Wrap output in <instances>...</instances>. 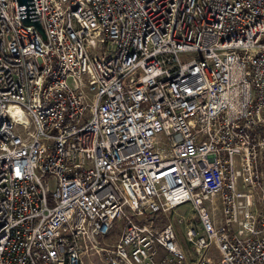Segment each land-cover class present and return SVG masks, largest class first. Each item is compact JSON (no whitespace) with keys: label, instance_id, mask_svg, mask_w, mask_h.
Returning <instances> with one entry per match:
<instances>
[{"label":"built area","instance_id":"obj_1","mask_svg":"<svg viewBox=\"0 0 264 264\" xmlns=\"http://www.w3.org/2000/svg\"><path fill=\"white\" fill-rule=\"evenodd\" d=\"M33 4L46 41L0 0V264H264V0Z\"/></svg>","mask_w":264,"mask_h":264},{"label":"water","instance_id":"obj_2","mask_svg":"<svg viewBox=\"0 0 264 264\" xmlns=\"http://www.w3.org/2000/svg\"><path fill=\"white\" fill-rule=\"evenodd\" d=\"M19 19L22 24L33 26L45 39L44 32L37 20L33 0H16ZM46 41V39H45Z\"/></svg>","mask_w":264,"mask_h":264},{"label":"rangeland","instance_id":"obj_3","mask_svg":"<svg viewBox=\"0 0 264 264\" xmlns=\"http://www.w3.org/2000/svg\"><path fill=\"white\" fill-rule=\"evenodd\" d=\"M180 216L184 217L183 219H187L190 217V211H189L188 205H184V206H181L178 209H176L174 211V213L172 214V219H168V220L172 221V223H173V225H174V227L178 233V239H179L180 243L183 244L184 243V236H183L184 224L182 223L180 225H176V222ZM158 217L162 219V222H168L167 219L163 215L158 214ZM85 264H88V263H85ZM93 264H98V263L96 261H94Z\"/></svg>","mask_w":264,"mask_h":264}]
</instances>
